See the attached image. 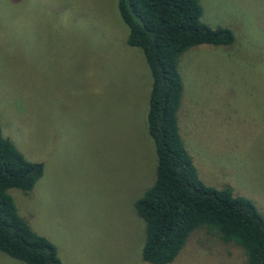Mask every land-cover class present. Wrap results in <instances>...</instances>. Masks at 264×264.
I'll return each mask as SVG.
<instances>
[{
	"label": "rangeland",
	"instance_id": "374dc122",
	"mask_svg": "<svg viewBox=\"0 0 264 264\" xmlns=\"http://www.w3.org/2000/svg\"><path fill=\"white\" fill-rule=\"evenodd\" d=\"M198 3L233 39L178 57V133L205 185L264 217V0ZM126 34L116 0H0V132L42 164L31 189L8 194L62 264H149L132 204L155 174L151 78ZM195 230L168 264H244L239 247ZM0 264L25 263L0 252Z\"/></svg>",
	"mask_w": 264,
	"mask_h": 264
},
{
	"label": "trees",
	"instance_id": "16d2710c",
	"mask_svg": "<svg viewBox=\"0 0 264 264\" xmlns=\"http://www.w3.org/2000/svg\"><path fill=\"white\" fill-rule=\"evenodd\" d=\"M127 28L126 43L137 47L150 74L146 130L156 156L152 183L132 206L143 222L140 259L174 260L189 233L239 247L244 264H264V217L253 202L231 188L205 185L178 133L176 111L182 91L178 57L199 45H225L232 34L200 20L198 0H116ZM42 174L0 132V252L25 264H62L54 245L18 215L9 189L27 191Z\"/></svg>",
	"mask_w": 264,
	"mask_h": 264
}]
</instances>
